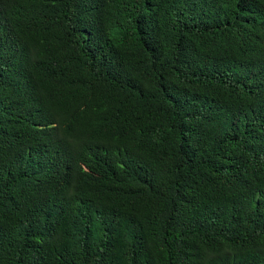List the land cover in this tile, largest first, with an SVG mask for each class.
I'll use <instances>...</instances> for the list:
<instances>
[{
    "label": "trees",
    "instance_id": "trees-1",
    "mask_svg": "<svg viewBox=\"0 0 264 264\" xmlns=\"http://www.w3.org/2000/svg\"><path fill=\"white\" fill-rule=\"evenodd\" d=\"M0 264H264V0H0Z\"/></svg>",
    "mask_w": 264,
    "mask_h": 264
}]
</instances>
